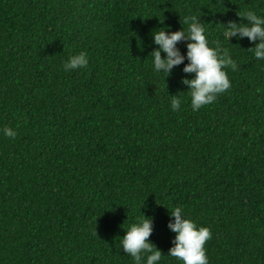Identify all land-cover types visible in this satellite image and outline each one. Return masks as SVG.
Returning a JSON list of instances; mask_svg holds the SVG:
<instances>
[{
  "label": "trees",
  "instance_id": "trees-1",
  "mask_svg": "<svg viewBox=\"0 0 264 264\" xmlns=\"http://www.w3.org/2000/svg\"><path fill=\"white\" fill-rule=\"evenodd\" d=\"M248 10L264 0H0V264H135L120 241L142 214L159 264H183L176 206L211 229L209 264H264V61L223 36ZM193 15L237 65L198 111L187 58L165 78L150 54Z\"/></svg>",
  "mask_w": 264,
  "mask_h": 264
},
{
  "label": "clouds",
  "instance_id": "clouds-1",
  "mask_svg": "<svg viewBox=\"0 0 264 264\" xmlns=\"http://www.w3.org/2000/svg\"><path fill=\"white\" fill-rule=\"evenodd\" d=\"M246 23L229 21L224 26L223 36L229 41L235 37L237 40L248 38L254 47L248 50L254 53V57L264 61V15L248 10L237 14ZM187 29L171 31L168 28H160V31L152 32L153 43L158 47L150 54L153 57V70L164 73L165 78L170 75L174 66L180 65L187 58L189 61L183 68L186 74L194 73V77H185L182 80L187 85L190 95V106L193 111H198L202 106L213 103L218 94L224 93L231 87V81L225 69H236V62L227 49L219 43L213 46L207 38L206 23L200 22L195 15L185 18ZM187 40L186 56L177 48V43ZM258 41V42H257ZM166 53L162 58L161 53ZM89 65V56L86 52L72 55L64 62L66 72L86 68ZM163 70V71H161ZM181 99L178 96L171 97L173 111L181 109ZM3 135L12 139L17 136V131L5 126L0 129ZM170 215L174 217V223L168 227L176 233L167 256L175 257L183 264H209L205 244L212 238L209 227L199 226L195 220L187 216L182 206H176ZM153 232L152 218L142 214V218L131 224L122 237L121 248L130 256L135 264H159L164 254L148 239Z\"/></svg>",
  "mask_w": 264,
  "mask_h": 264
}]
</instances>
